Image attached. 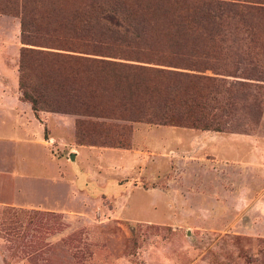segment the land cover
<instances>
[{"label": "rangeland", "instance_id": "1", "mask_svg": "<svg viewBox=\"0 0 264 264\" xmlns=\"http://www.w3.org/2000/svg\"><path fill=\"white\" fill-rule=\"evenodd\" d=\"M15 1L0 6L22 4ZM36 1L24 2L40 11L43 28L32 40L48 45L23 46L19 17L0 13V43L14 48L5 70L16 80V115L30 112L31 121L26 131L0 126V135L29 136L21 145L0 137V264H264V159L249 167L253 151L233 152L227 143L209 155L188 128L201 118L253 137L256 156L264 154V10L242 11L231 29L191 33L186 48L153 41L135 48L162 63L104 57L125 67H82L28 52L58 53L45 47L57 44L54 30L80 0ZM247 1L264 8V0ZM142 15L145 30L158 34L157 19ZM84 44L80 56L97 59ZM177 58L205 78L171 77L175 70L165 65ZM21 81L42 108L58 111H33ZM130 82L139 94L128 91ZM145 104L170 118L173 104L188 119L148 123L139 119Z\"/></svg>", "mask_w": 264, "mask_h": 264}, {"label": "trees", "instance_id": "2", "mask_svg": "<svg viewBox=\"0 0 264 264\" xmlns=\"http://www.w3.org/2000/svg\"><path fill=\"white\" fill-rule=\"evenodd\" d=\"M16 0L13 4H15ZM37 0L36 2H38ZM147 1L148 3H145ZM20 1H18L19 3ZM20 6L6 5L0 6V13H9L17 15L21 22V44L23 46L42 47L40 45H48L46 43H38L32 40L36 36L34 33L41 32L39 29L43 28L36 20V16L40 11L36 9L27 10L25 8V0H21ZM68 3V1H66ZM251 1L243 0H135L129 2V0H80L78 5L74 8L71 18H64L62 22H59V27L54 30L58 35H55V46L45 47L51 50H58V53L54 52H35L38 50L29 49V53L41 54L47 59H66L77 62L80 66L86 67L88 63L89 67L97 66L103 67H125L117 65L113 61L105 60L104 57L113 59L136 60L138 63L155 62L162 63L159 57L151 56V58H144L142 50H135L136 47L148 41L159 45L162 44L165 47L171 42L176 46L185 42V48L188 47V37L191 33H205V32H219L222 29H231L234 25V19L241 18L242 11H259L262 12L264 8ZM19 5V4H18ZM171 5V9L168 6ZM19 7V8H17ZM35 8V7H34ZM153 8V10H151ZM172 10V12H171ZM154 11L156 13H154ZM171 12V21H166ZM142 14H152L160 26L158 34H151L150 30H145L149 24L148 21L142 19ZM157 14V15H156ZM160 16L163 18L161 21ZM160 19V20H159ZM171 30V31H170ZM88 42L93 48L90 55L95 56L97 59H87L81 57L80 45ZM85 45V44H84ZM53 47H58L57 49ZM26 49V48H22ZM158 50V49H155ZM27 50H23L21 53L20 69L21 75L27 74L24 67L25 53ZM154 51V50H153ZM152 52L154 54L155 52ZM62 52H70L75 55L67 56L61 54ZM105 52L106 55L101 53ZM113 53V54H110ZM113 55V56H111ZM182 57V53L179 51V57ZM178 60L171 62L170 65L165 67H171L175 71H171L172 75L182 76L184 78H192L195 80H203L205 76L189 74L187 72H198L202 74V71H197L182 65ZM182 61V58H180ZM136 70H146L141 66L132 67ZM180 71V72H178ZM159 73H166L164 70H158ZM169 73V72H168ZM44 77L50 78L49 74H45ZM112 81L125 80L124 77L113 75ZM125 83V81L120 84ZM134 83V88L128 90L132 95L139 94L138 85ZM136 84V86H135ZM22 95L26 101L31 104L33 111L38 112L40 110L48 109L49 111L56 112L55 107L49 106L45 102L44 108L40 106L41 101L31 92L24 89V83H20ZM172 89V88H171ZM173 90H175L173 88ZM157 91L156 88H151L148 92L153 93ZM175 92V91H174ZM177 96V94H176ZM151 104H145L141 107L139 119H146L148 123L160 122L164 123L171 119V123L176 120L185 119L188 113L177 111V107L171 104V118L167 116L165 112H156L155 106ZM154 107V108H153ZM191 117V116H190ZM188 119V118H187ZM185 119V120H187ZM213 123V121L211 122ZM188 128L200 131H214L223 132L217 127H211L209 122H204L201 118H195Z\"/></svg>", "mask_w": 264, "mask_h": 264}, {"label": "crops", "instance_id": "3", "mask_svg": "<svg viewBox=\"0 0 264 264\" xmlns=\"http://www.w3.org/2000/svg\"><path fill=\"white\" fill-rule=\"evenodd\" d=\"M13 49L6 46V44L0 43V126H3L5 123H11L9 125H14L18 130H30L31 128V121L29 119L30 112L25 114L22 117L16 115L15 107H17V104L14 100V93H13V87H15L16 80L15 77H11L7 74V71L5 70V61L7 59H10L13 61ZM10 56V57H9ZM4 99V100H3ZM2 113H5L3 116ZM28 118V120H27ZM30 127V128H28ZM195 131V130H190ZM197 132V131H195ZM1 136H8V135H0ZM9 138L13 139L14 141H18L21 144H28L29 140L26 142V138H29L27 135H23L21 137H18L17 135L11 134L8 136ZM194 139L195 143L200 146V149L202 151H205L209 155H214L212 152L213 148H216L218 146H221L225 143H227L230 146V150L237 151L239 150L238 147L243 145L246 146L247 149H251L253 151V157H250V163L249 167L251 165L255 164L256 158H260L261 160L264 159V154H259L256 156L257 150H259V144L254 140L253 137L249 135H241V134H232V133H225V132H214V131H200L198 130V134H195L194 137H192V140ZM17 143V142H16ZM261 145V144H260ZM264 148V142L262 143ZM227 146L226 148H228ZM18 154V151H17ZM72 155V154H71ZM18 157V156H17ZM16 158V154H15ZM236 162L239 160L238 155H236L233 158ZM264 161V160H263ZM258 162V161H257ZM1 163V162H0Z\"/></svg>", "mask_w": 264, "mask_h": 264}, {"label": "water", "instance_id": "4", "mask_svg": "<svg viewBox=\"0 0 264 264\" xmlns=\"http://www.w3.org/2000/svg\"><path fill=\"white\" fill-rule=\"evenodd\" d=\"M74 158H75V156L72 154V155L70 156V159H71V160H74Z\"/></svg>", "mask_w": 264, "mask_h": 264}]
</instances>
